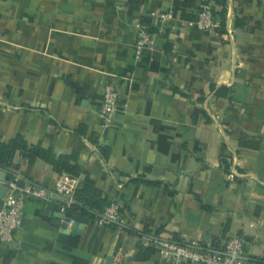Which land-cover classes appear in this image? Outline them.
Masks as SVG:
<instances>
[{"label":"crops","instance_id":"obj_1","mask_svg":"<svg viewBox=\"0 0 264 264\" xmlns=\"http://www.w3.org/2000/svg\"><path fill=\"white\" fill-rule=\"evenodd\" d=\"M205 4L221 10L217 0H0V145L65 158L125 220L76 214L81 232L64 231L58 210L30 197L14 241L0 240V264H104L113 253L116 264H169L143 233L215 249L240 236L246 264H264V0H227L225 33L180 26L154 51L136 48L154 12L195 20ZM107 84L126 105L104 125ZM243 134L259 147L241 146ZM0 169L49 189L60 174L21 148Z\"/></svg>","mask_w":264,"mask_h":264},{"label":"built area","instance_id":"obj_2","mask_svg":"<svg viewBox=\"0 0 264 264\" xmlns=\"http://www.w3.org/2000/svg\"><path fill=\"white\" fill-rule=\"evenodd\" d=\"M152 25L140 24L136 48L139 55L156 49V39L166 34L167 30H175L180 26L197 27L202 30H212L217 33L219 21L214 18L210 5H203L195 20H182L173 11L154 12L151 14ZM154 29V30H153ZM121 94L115 84L105 86L101 107L98 115L104 125H108L121 103ZM80 184V178L67 172H61L55 186L49 189L38 184H19V179L13 177L4 181L7 191L3 197V207L0 209V240L14 241L15 233L21 228L25 204L33 197L46 204H57L58 212L69 219V224L76 222L75 215H67V210L75 203V192ZM100 225H116L122 228L125 220L122 205L111 202L94 221ZM141 242L153 247L169 264L190 263L201 264H246L245 240L240 236L230 237L223 248L215 249L211 244L193 239H175L161 234L143 233L139 236Z\"/></svg>","mask_w":264,"mask_h":264},{"label":"trees","instance_id":"obj_3","mask_svg":"<svg viewBox=\"0 0 264 264\" xmlns=\"http://www.w3.org/2000/svg\"><path fill=\"white\" fill-rule=\"evenodd\" d=\"M219 5L221 6L220 11H215L214 18L219 21L218 31L220 33L226 32V3L227 0H217ZM240 23H237V25ZM154 30V29H153ZM241 146L249 147V148H258L259 142L256 140H250L245 134L241 136L240 141ZM21 148L23 151L27 152L29 157H37L42 156L45 158L50 159L51 163L57 169V171L67 172L71 175L79 177V170L76 165L69 164L68 161L61 157V158H52L48 155L49 150L45 149L41 146L31 145L29 146L25 141L20 142H10V143H3L0 145V165L10 166L12 160L15 155L16 149ZM222 166L225 170L229 171L231 166L230 156H224L222 158ZM80 178V177H79ZM111 202H105L101 200L100 193L97 191L96 187L94 186L92 180L88 177L84 180L80 179V184L75 192V203L72 204L70 208L67 210V215L73 216L74 214H81L87 217L90 221H95L96 218L105 210V208ZM52 207L55 209H59L57 204H52ZM111 227H117L116 225H111ZM149 248L153 249V247L149 246ZM139 257L145 258L144 255H140Z\"/></svg>","mask_w":264,"mask_h":264},{"label":"water","instance_id":"obj_4","mask_svg":"<svg viewBox=\"0 0 264 264\" xmlns=\"http://www.w3.org/2000/svg\"><path fill=\"white\" fill-rule=\"evenodd\" d=\"M10 178H11V176L9 174H7V172L0 169V180L5 181V180L10 179ZM19 184L21 186H23L25 184V182H23L22 180H19ZM6 191H7V187L4 185L2 187L1 193H0V196L2 198L4 197ZM54 224L56 226L61 227L64 231L81 232V228H82V225L79 222H74L73 224H71L69 226V219L65 218L63 216V214L60 212H57L55 214ZM115 257H116V253H113L111 255H106L104 264H116L115 263Z\"/></svg>","mask_w":264,"mask_h":264}]
</instances>
